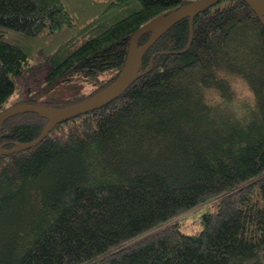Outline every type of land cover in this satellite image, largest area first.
Listing matches in <instances>:
<instances>
[{
  "label": "trees",
  "instance_id": "obj_1",
  "mask_svg": "<svg viewBox=\"0 0 264 264\" xmlns=\"http://www.w3.org/2000/svg\"><path fill=\"white\" fill-rule=\"evenodd\" d=\"M193 1L0 0V112L44 62L47 83L78 77L90 92L11 105L98 93L141 26ZM139 70L114 100L0 156V264H264L263 25L244 1H219L161 35ZM46 124L13 115L0 146ZM201 205L184 233L177 218Z\"/></svg>",
  "mask_w": 264,
  "mask_h": 264
},
{
  "label": "water",
  "instance_id": "obj_2",
  "mask_svg": "<svg viewBox=\"0 0 264 264\" xmlns=\"http://www.w3.org/2000/svg\"><path fill=\"white\" fill-rule=\"evenodd\" d=\"M219 1L222 0H195L176 10L159 15L141 26L135 34H133L130 40L126 62L116 79L103 90L82 100L81 102L60 108L42 106L40 104L20 103L2 110L0 112V124L7 118L24 112H31L43 116L48 122L36 140L26 144H16L11 149H4L0 146V156L31 148L43 140V138L55 125L98 109L120 96L133 82H135L137 78L144 74V72H139L138 65L145 52L161 35L182 19L188 18L191 25L195 16L203 12L205 9L211 8ZM242 1H244L251 8L257 19L264 27V1ZM146 33H150L149 38L144 45L138 47L137 39Z\"/></svg>",
  "mask_w": 264,
  "mask_h": 264
},
{
  "label": "rangeland",
  "instance_id": "obj_3",
  "mask_svg": "<svg viewBox=\"0 0 264 264\" xmlns=\"http://www.w3.org/2000/svg\"><path fill=\"white\" fill-rule=\"evenodd\" d=\"M30 61H33L30 59ZM50 66L47 62L41 65H36L34 69L23 71L22 75L16 76V82L18 84L15 92L5 102L4 106H11L12 103L34 97L38 101L49 100L52 98L64 99L67 98L72 90H80L86 92L91 90V86L81 81L78 77H72L69 80L58 83L49 84L45 81ZM207 205H201L198 208L182 215L181 230L184 233L191 234L197 232L200 229L198 224V217L208 210Z\"/></svg>",
  "mask_w": 264,
  "mask_h": 264
}]
</instances>
